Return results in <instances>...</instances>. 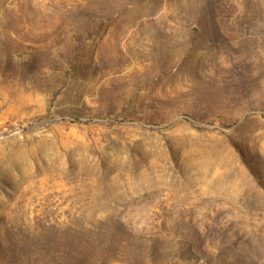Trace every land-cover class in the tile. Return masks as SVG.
Instances as JSON below:
<instances>
[{"label":"rangeland","instance_id":"374dc122","mask_svg":"<svg viewBox=\"0 0 264 264\" xmlns=\"http://www.w3.org/2000/svg\"><path fill=\"white\" fill-rule=\"evenodd\" d=\"M0 264H264V0H0Z\"/></svg>","mask_w":264,"mask_h":264}]
</instances>
